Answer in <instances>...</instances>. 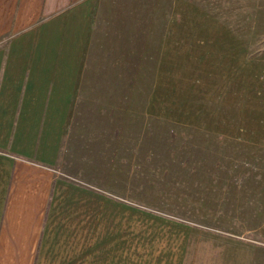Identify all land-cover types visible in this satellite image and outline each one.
Wrapping results in <instances>:
<instances>
[{
  "label": "rangeland",
  "instance_id": "rangeland-1",
  "mask_svg": "<svg viewBox=\"0 0 264 264\" xmlns=\"http://www.w3.org/2000/svg\"><path fill=\"white\" fill-rule=\"evenodd\" d=\"M106 15L63 173L121 203L140 250L169 219L264 253V0H112Z\"/></svg>",
  "mask_w": 264,
  "mask_h": 264
},
{
  "label": "crops",
  "instance_id": "crops-1",
  "mask_svg": "<svg viewBox=\"0 0 264 264\" xmlns=\"http://www.w3.org/2000/svg\"><path fill=\"white\" fill-rule=\"evenodd\" d=\"M111 2L0 0V264H264L243 237L169 219L140 250L122 204L63 173L77 83Z\"/></svg>",
  "mask_w": 264,
  "mask_h": 264
}]
</instances>
